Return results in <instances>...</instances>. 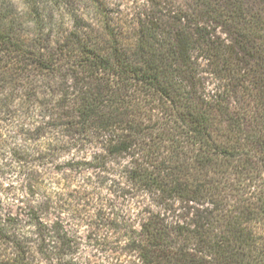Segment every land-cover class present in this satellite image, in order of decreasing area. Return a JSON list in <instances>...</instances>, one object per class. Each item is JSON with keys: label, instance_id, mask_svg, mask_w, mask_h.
Segmentation results:
<instances>
[{"label": "trees", "instance_id": "obj_1", "mask_svg": "<svg viewBox=\"0 0 264 264\" xmlns=\"http://www.w3.org/2000/svg\"><path fill=\"white\" fill-rule=\"evenodd\" d=\"M79 1L86 13L46 46L0 26V131L104 179L115 199L89 198L86 238L107 257L264 264V0H130L125 27L107 0ZM9 139L4 181L29 155ZM44 203L28 206L29 236L0 212V238L18 264H80L63 218L76 211Z\"/></svg>", "mask_w": 264, "mask_h": 264}, {"label": "rangeland", "instance_id": "obj_2", "mask_svg": "<svg viewBox=\"0 0 264 264\" xmlns=\"http://www.w3.org/2000/svg\"><path fill=\"white\" fill-rule=\"evenodd\" d=\"M79 2V0H0V26L4 29L13 28L14 35L20 37L26 44L34 42L37 45L46 46L73 27L76 15L86 13L88 6L81 5L82 8ZM107 2L111 15L125 27L131 10L130 0H107ZM0 132L7 136L14 135V140L9 139L14 148L29 150L27 163L21 165L12 163L11 172L9 175H4L6 180L0 178V183H13L10 188L3 185L4 183L0 185V212L19 220L21 234L29 236L31 233L26 218L29 204L42 205L45 202V206L41 209L42 214H46V206L49 203L54 205L57 199L65 200V212L70 209L77 214L73 219L67 214L63 217L70 222L68 228L80 231L81 246L76 260L80 264H129L130 257L117 255L107 257V254L102 252V245L97 246L96 242L94 246L90 245L86 238V224L91 220V212L94 208L92 205L95 203L89 198L97 194L96 197L99 199H115L108 194L104 179L96 178L94 171L85 170L81 164L74 170L69 169L65 165L68 160L66 154L48 156L43 153L40 155L34 153L37 150L43 151L46 141L42 139L29 140L22 131L15 128H4ZM2 169L0 161V170ZM21 175L27 176L26 180L29 183L26 193L20 187L23 183L25 184ZM120 207L124 208L122 205ZM48 217L54 218L49 215ZM109 241H113V246H118L116 241L112 239ZM16 257L14 242L0 238V264H18L19 261H14ZM31 261L32 258L29 256L28 260L22 264H31Z\"/></svg>", "mask_w": 264, "mask_h": 264}]
</instances>
